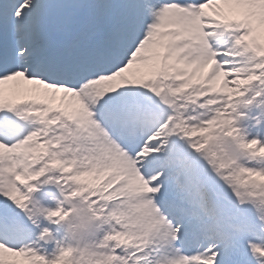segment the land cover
Returning <instances> with one entry per match:
<instances>
[{
  "label": "snow or ice",
  "instance_id": "obj_1",
  "mask_svg": "<svg viewBox=\"0 0 264 264\" xmlns=\"http://www.w3.org/2000/svg\"><path fill=\"white\" fill-rule=\"evenodd\" d=\"M0 264H264V0H0Z\"/></svg>",
  "mask_w": 264,
  "mask_h": 264
}]
</instances>
